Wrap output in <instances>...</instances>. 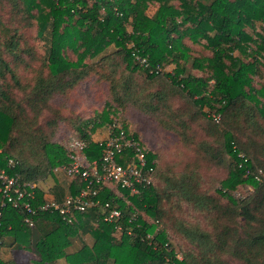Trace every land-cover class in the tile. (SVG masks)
<instances>
[{"label":"trees","instance_id":"16d2710c","mask_svg":"<svg viewBox=\"0 0 264 264\" xmlns=\"http://www.w3.org/2000/svg\"><path fill=\"white\" fill-rule=\"evenodd\" d=\"M150 3L157 5L152 15L146 13ZM14 5L17 10L22 5L20 11L35 20L37 35L47 47L44 65L32 82L22 83L3 58L5 52L17 56L21 50L18 27L8 28L2 42L0 168L35 183L71 162L68 151L49 138L37 119L54 96L66 99L79 80L96 71L108 81L111 97L90 130L104 123L109 127L102 139L83 126L77 128L86 143L83 154L89 161L98 160L102 142L123 130L142 146L152 164V179L135 194L120 189L118 195L114 183L100 187L97 198L122 212L121 230L103 220L100 206L64 219L57 212L38 211L31 215L32 225L25 222L26 212L9 204L0 207V264H19L6 252L21 248L34 250V264H59L64 257L69 264H264V0H14ZM185 39L210 52L192 56L191 66L200 75L184 64L194 51ZM111 45L116 48L112 55L107 52ZM65 48L76 53L75 60L65 55ZM87 57L96 59L88 63ZM170 63L174 67L164 72ZM6 73L10 82L5 81ZM256 75L263 79L258 87L253 83ZM13 89L24 91V96L16 98ZM180 96L184 103H175ZM128 106L149 114L159 127L193 146L196 161L179 171L160 169L158 155L136 133L117 119L111 121L110 107ZM197 119L205 138L219 135V149L212 150L205 138H195ZM47 122L53 136L57 121ZM246 123L258 141L239 139ZM133 152L127 149L120 158L126 163L135 160ZM224 154L229 158L227 175L211 193L201 187L199 160L219 164ZM70 175L66 192L75 194L83 181L80 175ZM239 185L251 186V193L236 197L233 191ZM64 188L55 183L53 196L47 198L45 189L35 186L33 204L61 200ZM184 206L201 215L205 224L185 217ZM164 225L186 241L182 255ZM74 237L82 245L69 254Z\"/></svg>","mask_w":264,"mask_h":264},{"label":"rangeland","instance_id":"374dc122","mask_svg":"<svg viewBox=\"0 0 264 264\" xmlns=\"http://www.w3.org/2000/svg\"><path fill=\"white\" fill-rule=\"evenodd\" d=\"M156 6L157 5L155 3H150L146 13L152 15ZM20 10H17V7L14 5V0H0V52L4 51L2 42L9 32L7 31L8 28L18 27V33L21 34V38L19 40L21 50L18 52L17 56L10 55L5 52L3 53V58H5L10 66L13 67L21 82L27 83L32 82L34 73L36 74L37 69H40V67L44 65L43 61L47 43L44 38L37 35L35 20L33 18H27L24 11L21 12ZM26 21L31 22L32 25L26 26L28 23ZM127 28L130 29V26L128 25ZM256 28H258V26H256ZM184 41L194 49V51L190 54L191 58L184 64H186L192 74L200 75L201 72L191 66L192 56H207L210 52L203 48L201 44L192 43L188 39H185ZM114 49L116 48L111 45L107 48V52H110L112 55V50ZM64 53L70 60L76 59V53H74L71 49L65 48ZM95 59L87 57L85 62L89 63ZM100 65H102V62ZM173 67L174 64L172 63L166 65L164 72L171 71ZM9 79V75L6 73L5 81L10 82ZM253 79V83L256 87L263 82V79H258V75L254 76ZM107 82L98 74V72L90 71L88 76L79 80L75 84V86L69 91L66 99L58 95L54 96L48 104L49 106L40 112L41 114L37 119L41 129L45 131L52 141L59 143L65 149H68V146H70V138L74 137L76 139H80V135L77 130L78 127H85L87 133L95 139H102L105 137V134L108 132V123L95 126L93 131L90 130V127L92 121L98 122L99 119L101 120V111L104 108V103L111 97L109 84ZM117 89L119 90V88ZM13 94L16 98H19L22 95L24 96L25 92L13 89ZM174 100L175 103H184L183 101H185V97L180 96ZM27 110L30 111L29 108H27ZM205 110H207V108H205ZM109 111L111 121L117 119V121L124 125L128 131L136 133L147 149L158 155V164L160 169L172 167L179 171L182 170L185 164L196 161V149L193 148V146L184 145L174 131L159 127L156 120L149 114H146L132 106H128L125 110H115L113 107H110ZM56 114L60 115L59 119ZM50 120L57 121L53 136H50L48 133L50 128H48L47 121ZM88 121H90V123L85 125ZM200 122L201 120L197 119L193 123L192 131L196 139L205 138V134L199 125ZM247 124L248 123L241 127L240 134L238 135L239 139L258 141V136L255 135L250 124ZM218 136L219 135L216 134L213 138L212 136L209 138L206 136L205 138L212 146V150H215L216 148L219 149L220 147L217 140V138H219ZM25 153L28 154L29 152L27 151ZM76 156L77 160L82 165L86 164L82 154H76ZM224 156L225 158L222 159L219 164L215 163V160L212 162L203 161L201 159L199 160L201 164L199 171L202 175L201 187L211 191V193H213L215 187L220 185V180L227 175L226 164L229 158L226 154H224ZM225 160L226 163H224ZM71 179L72 176L70 174H68L64 169H60L58 171L51 172V174L48 173L40 176L38 181L33 184L37 187L45 189V193L47 194L45 196L50 198L53 193L55 183H60L61 186L64 184L66 194V185H68ZM251 191V186L239 185L233 191V194L238 198H242L249 195ZM65 194L63 193V195ZM183 209V215L185 217L195 221L198 219L203 225L205 224L201 215L193 212L186 206H184ZM165 229L167 230L168 238L172 246L177 251L178 255H182L181 251L184 249L185 245H187L186 241L166 226ZM28 249L29 250L25 251L23 248L14 249L12 253L7 250L6 253H8V257H13L19 264H31V260L33 259L35 252L33 249ZM235 263L237 264V261Z\"/></svg>","mask_w":264,"mask_h":264},{"label":"built area","instance_id":"2783aa9c","mask_svg":"<svg viewBox=\"0 0 264 264\" xmlns=\"http://www.w3.org/2000/svg\"><path fill=\"white\" fill-rule=\"evenodd\" d=\"M139 59L147 65L145 58ZM159 69L160 67H157V71ZM69 145L66 149L71 157V162L61 167H55L54 171L64 169L68 174L80 175L83 185L75 194L68 192L61 200L46 199L34 205L35 185L28 181H22L18 176L11 175L4 168H0V207L9 204L26 212L28 215L25 217V222L32 225L31 215L38 211L57 212L64 219L74 212H83L91 207L100 206L103 220L115 222L116 229L121 230V210L109 201L102 203L97 195L102 184L114 183L116 193L120 195V189H127L131 194H135L138 192L139 185L148 184L151 181L152 164H149L139 141L120 130L102 142L103 149L100 158L92 161H89L83 154V149L86 146L84 140L72 137ZM127 149L134 150L135 160H129L130 162L126 163V160L120 157ZM76 154L83 155L85 165L77 160ZM238 156L242 157L243 155L238 154ZM12 163V160L9 159L7 165ZM256 178L258 179V176ZM127 232L130 233V230ZM1 250L2 241L0 240V255Z\"/></svg>","mask_w":264,"mask_h":264},{"label":"crops","instance_id":"0c3cea01","mask_svg":"<svg viewBox=\"0 0 264 264\" xmlns=\"http://www.w3.org/2000/svg\"><path fill=\"white\" fill-rule=\"evenodd\" d=\"M205 1V0H204ZM207 1V0H206ZM45 195H47L46 193H45ZM53 195L51 194V197H52ZM86 241H87V243H89L90 242V239H86ZM81 245H82V242H81V240L78 238V237H74V238H72L71 239V244H70V246L67 248V253H73V252H75V251H77L80 247H81ZM24 249V251L25 250H29L28 248L27 249H25V248H23ZM30 250H32V248L30 249ZM36 259L37 258V256H36V254H34V256H33V259ZM58 263L59 264H69V262L66 260V258L64 257V258H61L59 261H58ZM31 264H34L32 261H31Z\"/></svg>","mask_w":264,"mask_h":264}]
</instances>
